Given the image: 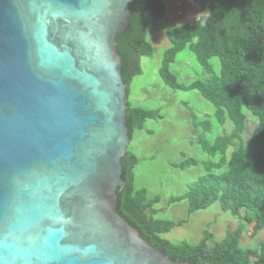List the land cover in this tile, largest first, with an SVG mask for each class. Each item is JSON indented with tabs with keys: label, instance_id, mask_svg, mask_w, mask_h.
<instances>
[{
	"label": "water",
	"instance_id": "obj_1",
	"mask_svg": "<svg viewBox=\"0 0 264 264\" xmlns=\"http://www.w3.org/2000/svg\"><path fill=\"white\" fill-rule=\"evenodd\" d=\"M130 1L0 0V264H195L117 211Z\"/></svg>",
	"mask_w": 264,
	"mask_h": 264
},
{
	"label": "trees",
	"instance_id": "obj_2",
	"mask_svg": "<svg viewBox=\"0 0 264 264\" xmlns=\"http://www.w3.org/2000/svg\"><path fill=\"white\" fill-rule=\"evenodd\" d=\"M207 17L166 30L170 46L164 51L159 75L172 90L197 91L215 108L218 124L225 129L213 141L201 136L197 144L216 161L189 158L175 165L181 169L203 165L205 174L181 196H171L169 204L188 202V215L219 203L242 222L228 231L221 242H212L210 231L196 245L174 244L164 234L187 222L164 220L157 216L159 196L150 198L145 188H135L136 155L126 150L122 158L124 188L117 191L118 213L137 229L143 239L172 260L195 264H264V240L256 248L245 247L246 234L254 239L264 231V0H193ZM131 27L116 38L122 58V76L129 87L140 75L141 58L152 57L154 49L148 39L149 30L168 14L166 0H131ZM188 50L194 54L203 70V78L189 84L180 82L172 71L178 55ZM217 58L220 72L211 62ZM127 126L131 140L136 130H142L148 119L163 118L161 110L134 106L127 100ZM194 135L213 129L209 117L200 119L189 108ZM249 114L258 121L245 140ZM232 152L229 155L230 150Z\"/></svg>",
	"mask_w": 264,
	"mask_h": 264
},
{
	"label": "rangeland",
	"instance_id": "obj_3",
	"mask_svg": "<svg viewBox=\"0 0 264 264\" xmlns=\"http://www.w3.org/2000/svg\"><path fill=\"white\" fill-rule=\"evenodd\" d=\"M168 14L164 20L151 27L148 39L151 42L154 55L141 58L140 75L134 77L129 87L128 100L134 106L161 110L163 118L148 119L142 130H136L127 150L136 155L138 164L134 169L135 188H145L150 198L160 197L156 205L162 212L157 216L164 220L178 222L186 219L181 227L164 234L163 238L174 244L187 242L196 245L203 238L206 230L213 235L212 242H221L228 231L239 228L242 222L230 212L221 209L215 203L208 209L199 210L188 215V202L182 201L169 204L171 196L185 194L190 186L205 174L204 166L196 165L181 169L175 165L186 159L193 158L203 162L216 161L211 159L197 144L199 137L213 141L225 129L231 130L232 123L225 127L218 124L214 112L216 108L206 101L197 91L172 90L161 79L159 69L164 51L170 46L166 30L171 26L187 23L201 16L207 17V11H201L193 0H166ZM216 72H220V62L217 58L211 60ZM172 71L178 76L180 82L189 84L203 78V70L194 54L185 50L178 55L177 62L172 66ZM194 110L200 119L209 117L213 129L210 132L200 131L194 135V126L190 110ZM258 121L249 114L244 139L253 132ZM232 152V149L229 152ZM264 240V231L254 239L245 233L242 244L245 247L256 248Z\"/></svg>",
	"mask_w": 264,
	"mask_h": 264
}]
</instances>
